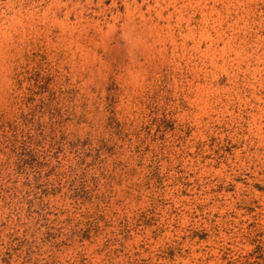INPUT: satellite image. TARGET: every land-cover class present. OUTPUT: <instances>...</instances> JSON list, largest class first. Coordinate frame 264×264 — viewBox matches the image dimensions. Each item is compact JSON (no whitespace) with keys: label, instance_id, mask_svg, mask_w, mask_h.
<instances>
[{"label":"rangeland","instance_id":"374dc122","mask_svg":"<svg viewBox=\"0 0 264 264\" xmlns=\"http://www.w3.org/2000/svg\"><path fill=\"white\" fill-rule=\"evenodd\" d=\"M0 264H264V0H0Z\"/></svg>","mask_w":264,"mask_h":264}]
</instances>
